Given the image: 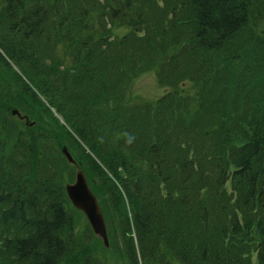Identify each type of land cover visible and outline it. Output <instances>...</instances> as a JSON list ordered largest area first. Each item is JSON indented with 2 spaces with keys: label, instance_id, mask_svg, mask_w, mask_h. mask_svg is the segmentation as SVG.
<instances>
[{
  "label": "trees",
  "instance_id": "16d2710c",
  "mask_svg": "<svg viewBox=\"0 0 264 264\" xmlns=\"http://www.w3.org/2000/svg\"><path fill=\"white\" fill-rule=\"evenodd\" d=\"M0 264H264V0H0Z\"/></svg>",
  "mask_w": 264,
  "mask_h": 264
},
{
  "label": "water",
  "instance_id": "95a60500",
  "mask_svg": "<svg viewBox=\"0 0 264 264\" xmlns=\"http://www.w3.org/2000/svg\"><path fill=\"white\" fill-rule=\"evenodd\" d=\"M68 194L70 198L81 197L82 200L79 202V205H76L79 209H82L87 214L88 218L92 222L95 231L101 236L105 237V227L104 222L101 219L100 211L96 204V199L90 192L85 176L82 172L77 174V183L73 186L67 187Z\"/></svg>",
  "mask_w": 264,
  "mask_h": 264
},
{
  "label": "rangeland",
  "instance_id": "374dc122",
  "mask_svg": "<svg viewBox=\"0 0 264 264\" xmlns=\"http://www.w3.org/2000/svg\"><path fill=\"white\" fill-rule=\"evenodd\" d=\"M134 91L136 94L145 98H154L155 96H160L162 94V91L160 94L157 91L155 79L153 78V75L150 74L144 75L136 82Z\"/></svg>",
  "mask_w": 264,
  "mask_h": 264
},
{
  "label": "bare ground",
  "instance_id": "6f19581e",
  "mask_svg": "<svg viewBox=\"0 0 264 264\" xmlns=\"http://www.w3.org/2000/svg\"><path fill=\"white\" fill-rule=\"evenodd\" d=\"M33 123H34V122H33ZM34 125H35V123H34ZM81 200H82V198H81V197H77V198H70V199H69V202H70V203H72V204H74V205H75V204H76V205H79V202H80ZM100 216H101V219H102V220H103V219H104V217H105L104 215H101V214H100ZM91 236H93V237H94V235H93V234H91ZM84 239H86V240H87V239H88V240H90V238H88V237H87V238H86V237H84ZM138 259H139V261H142V256H141L140 254H139V256H138Z\"/></svg>",
  "mask_w": 264,
  "mask_h": 264
}]
</instances>
